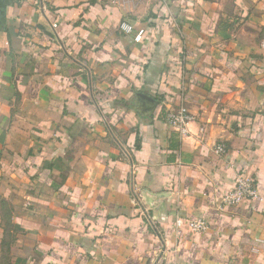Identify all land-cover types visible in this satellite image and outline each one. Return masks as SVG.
I'll return each mask as SVG.
<instances>
[{"label":"crops","instance_id":"crops-1","mask_svg":"<svg viewBox=\"0 0 264 264\" xmlns=\"http://www.w3.org/2000/svg\"><path fill=\"white\" fill-rule=\"evenodd\" d=\"M0 264H264V0H0Z\"/></svg>","mask_w":264,"mask_h":264},{"label":"built area","instance_id":"built-area-1","mask_svg":"<svg viewBox=\"0 0 264 264\" xmlns=\"http://www.w3.org/2000/svg\"><path fill=\"white\" fill-rule=\"evenodd\" d=\"M121 30L133 35L136 41H141L144 35V29H138L128 22L121 24ZM166 118L168 123L184 136L189 133V123L194 119V116L186 107L181 106L170 109L167 112ZM214 150L219 154H226L228 152L227 146L223 143L216 144ZM258 196L259 193L254 175L251 172L244 171L238 175L235 189L224 198V201L231 205H240ZM181 225V220H178V226ZM208 228L209 222L204 218H194L188 222V229L192 233H204Z\"/></svg>","mask_w":264,"mask_h":264},{"label":"water","instance_id":"water-1","mask_svg":"<svg viewBox=\"0 0 264 264\" xmlns=\"http://www.w3.org/2000/svg\"><path fill=\"white\" fill-rule=\"evenodd\" d=\"M137 96L147 108H153L155 105L159 103V101H157L154 97L147 95L145 93L138 92Z\"/></svg>","mask_w":264,"mask_h":264}]
</instances>
